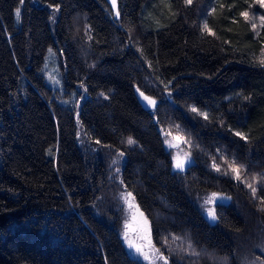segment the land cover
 <instances>
[{
    "label": "trees",
    "instance_id": "1",
    "mask_svg": "<svg viewBox=\"0 0 264 264\" xmlns=\"http://www.w3.org/2000/svg\"><path fill=\"white\" fill-rule=\"evenodd\" d=\"M254 13L259 0H0V264L263 262ZM220 193L212 223L204 198ZM142 220L152 248L134 258L123 232Z\"/></svg>",
    "mask_w": 264,
    "mask_h": 264
},
{
    "label": "rangeland",
    "instance_id": "2",
    "mask_svg": "<svg viewBox=\"0 0 264 264\" xmlns=\"http://www.w3.org/2000/svg\"><path fill=\"white\" fill-rule=\"evenodd\" d=\"M260 1V0H259ZM251 19L255 25L259 24L261 21V17L258 13H254L251 16ZM45 71H46V79L49 80V85L55 86L56 81L59 79V71L57 69V60L54 56V53L52 50H48L45 57ZM177 163L181 164L182 158L181 156L177 155L174 157ZM214 197L213 195H207L204 198L205 205V213L208 215V217L213 216V203H214ZM204 207V206H203ZM134 232H137L139 235L140 243H138L137 238L134 235ZM123 243L124 247L134 258H140L144 255H148V250L152 248V241L150 236V229L147 221L142 220V224L140 226H136L134 230H130L128 227L125 226L124 232H123ZM260 264H264V261Z\"/></svg>",
    "mask_w": 264,
    "mask_h": 264
},
{
    "label": "flooded vegetation",
    "instance_id": "3",
    "mask_svg": "<svg viewBox=\"0 0 264 264\" xmlns=\"http://www.w3.org/2000/svg\"><path fill=\"white\" fill-rule=\"evenodd\" d=\"M177 169H178L179 171H184V170L187 169V164L182 163V164H181V167H177ZM218 189L221 190V188H219V187H218ZM213 196H214L215 199H216V201L213 203V206H214L213 211L216 213V211H217V209L219 208V206L222 205V204L224 203V196L222 195V193H220V194H218V195H213ZM228 202H229V198H228V200H227V203H228ZM206 218H207L209 221H211L212 223L216 222V220H217V216L214 215V213H213V216H210V217H208V215H206Z\"/></svg>",
    "mask_w": 264,
    "mask_h": 264
},
{
    "label": "snow or ice",
    "instance_id": "4",
    "mask_svg": "<svg viewBox=\"0 0 264 264\" xmlns=\"http://www.w3.org/2000/svg\"><path fill=\"white\" fill-rule=\"evenodd\" d=\"M186 3H191V0H186ZM261 6H264V0H260ZM113 4H115V0H113ZM19 14V9H17V15ZM243 16L247 17V12L242 13ZM261 20L264 21V16L261 17ZM253 27H255V25H253ZM205 28H207V25H205ZM262 64H264V61H261ZM141 95H143V93H141ZM145 99H149L148 97H145ZM150 103H154L153 101H149ZM192 111H197V109L193 108ZM237 135H241L240 133H237ZM128 143H134V141L129 138ZM177 167H181V164L177 163L176 165ZM234 171H237L236 169H234ZM237 178H239V175H237ZM249 187H251V185H249ZM253 193L256 192V189L253 187L252 188Z\"/></svg>",
    "mask_w": 264,
    "mask_h": 264
}]
</instances>
